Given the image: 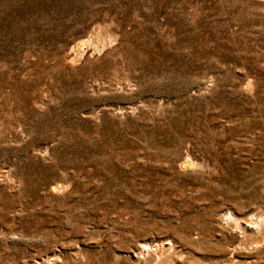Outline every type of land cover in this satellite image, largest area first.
<instances>
[{"label":"rangeland","instance_id":"obj_1","mask_svg":"<svg viewBox=\"0 0 264 264\" xmlns=\"http://www.w3.org/2000/svg\"><path fill=\"white\" fill-rule=\"evenodd\" d=\"M0 264H264V0H0Z\"/></svg>","mask_w":264,"mask_h":264},{"label":"bare ground","instance_id":"obj_2","mask_svg":"<svg viewBox=\"0 0 264 264\" xmlns=\"http://www.w3.org/2000/svg\"><path fill=\"white\" fill-rule=\"evenodd\" d=\"M60 188V187H59Z\"/></svg>","mask_w":264,"mask_h":264}]
</instances>
